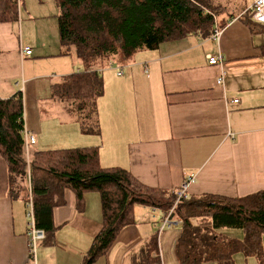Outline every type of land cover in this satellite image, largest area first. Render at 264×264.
I'll return each mask as SVG.
<instances>
[{
    "label": "crops",
    "instance_id": "crops-1",
    "mask_svg": "<svg viewBox=\"0 0 264 264\" xmlns=\"http://www.w3.org/2000/svg\"><path fill=\"white\" fill-rule=\"evenodd\" d=\"M249 6L228 22L229 15L217 20L218 26L225 25L218 38L190 35L142 51L116 64L118 70L108 69L113 60L98 67L106 86L98 104L99 134H85L74 115L63 112L52 97V84L79 65L73 55L59 54L58 20L45 14L30 23L24 18L0 23V97L23 90L35 150L98 146L103 167H122L143 186L173 194L192 174L190 197L257 193L264 190V24L252 14L245 17L252 13ZM24 47L32 53H22ZM210 55L223 61L211 65ZM9 181L8 163L0 155V264H31L29 200L26 190L14 198ZM65 199L66 204L53 209L54 243L40 244L37 264H82L103 228L98 192L85 193L83 209L72 190L65 191ZM167 213L137 205L135 223L120 232L95 264H134L155 232L157 264H181L176 255L181 222L172 217L174 225L159 229ZM233 264L261 262L239 254Z\"/></svg>",
    "mask_w": 264,
    "mask_h": 264
},
{
    "label": "trees",
    "instance_id": "trees-1",
    "mask_svg": "<svg viewBox=\"0 0 264 264\" xmlns=\"http://www.w3.org/2000/svg\"><path fill=\"white\" fill-rule=\"evenodd\" d=\"M22 0H20L21 2ZM18 0H0V23H18ZM61 55H73L84 69L60 77L52 84V97L62 101L79 122L85 134L101 132L98 100L105 94L102 71L110 60L131 61L147 50L190 35L208 37L219 28L218 13L232 8L230 21L240 16L237 0H56ZM238 7V8H237ZM249 10V9H248ZM247 11V10H246ZM238 12V13H237ZM23 92L0 97V155L9 166L10 192L32 198L37 227L44 230L43 243L52 245L56 227L53 209L66 204L65 191L72 190L78 208L84 195L98 192L102 199L103 228L95 238L82 264H95L105 256L120 232L135 223L137 205L161 208L167 212L177 198L173 193L140 184L122 167L105 168L98 146L55 150L25 149ZM171 217L181 222L176 245L181 264L215 261L233 264L237 255L257 256L264 264V190L231 198L206 194L179 200ZM208 217L212 224L203 226ZM224 228L243 230L244 237H232ZM159 234L155 232L139 250L134 264H157Z\"/></svg>",
    "mask_w": 264,
    "mask_h": 264
},
{
    "label": "built area",
    "instance_id": "built-area-1",
    "mask_svg": "<svg viewBox=\"0 0 264 264\" xmlns=\"http://www.w3.org/2000/svg\"><path fill=\"white\" fill-rule=\"evenodd\" d=\"M18 1L20 2V0H18ZM251 9H252V18L255 21H258V22L264 24V0H253L252 5H251ZM220 34H221V29L217 28L214 31L213 36L215 38H218V37H220ZM22 53L29 55L32 53V49L30 47H24L22 49ZM222 61H223V57H221V56H212V55L209 56V63L211 65L220 64ZM112 65H113V62H110V66H112ZM114 67H116V66H114ZM144 68H145L146 72L149 71L146 64H144ZM119 74L120 75L123 74L122 69L119 71ZM223 81H224V78H223V76H221L217 82L219 84H222ZM21 92H23V90H21ZM23 121H24L23 134L25 137V149L27 152V157L29 158V152H30L31 146H32V144L34 145L36 143V139H35V136L30 132L29 128L27 127L25 110H24V114H23ZM194 181H195V176L193 174L189 175L187 177V179L183 182L181 187L174 191V195L177 198V200H176L177 202L183 198L189 197L187 195V190L189 188V185L191 183H193ZM177 202L175 203L173 208L170 210V212L167 213L168 216L166 218H164L163 224H162V229H165L166 227H170V226L175 224L174 220L171 217V213H172L173 209L175 208ZM26 218L28 221V224H27L28 225V231L26 233L27 243H28V257L31 260V264H37V251H38L40 244L45 239V232H44V230L37 227L32 198H30L28 201ZM176 221H178V220H176Z\"/></svg>",
    "mask_w": 264,
    "mask_h": 264
},
{
    "label": "rangeland",
    "instance_id": "rangeland-1",
    "mask_svg": "<svg viewBox=\"0 0 264 264\" xmlns=\"http://www.w3.org/2000/svg\"><path fill=\"white\" fill-rule=\"evenodd\" d=\"M237 2L239 5H241V8L238 9L239 10L238 12H240V10H242V11L247 10L248 11L247 7L252 2V0H237ZM251 5H252V3H251ZM231 11H233L232 8H225L222 11V13H218L217 14L218 15V21H221L224 17L228 16L231 13ZM57 13H58V5H57L56 0H22L20 2V19H21L20 21L21 22H22V19L24 18V19H26V21H28V23H30L32 21L31 18L40 17V16L45 15V14H47V16L50 19L57 20ZM251 14H252L251 11H249L245 17H248ZM57 25H58V22H57ZM58 28H59V26H58ZM59 36H60V34H59ZM73 57H74L73 58L74 61H76L79 64L75 68V70L77 71L78 68L84 69V66H83L84 64L82 63V61L80 59L76 58L75 56H73ZM120 63H121L120 61L119 62L115 61L114 65H112V66L108 65V69L118 70V68L114 67V66L116 64H120ZM119 66H121V65H119ZM124 68H125V66H124ZM104 85H105V80H104ZM105 90H106V86H105ZM100 100H101V97L98 100V104H99ZM55 103L64 112L66 104L62 101H59V100H56ZM34 146L35 145L32 144L31 150H33ZM199 223L203 226H209L212 224V219L208 218V217H203L200 219ZM162 224L160 225V228H159L160 231L164 230V229H162ZM220 232H222L228 236H232V237H237V238H238V236H241L242 238L244 237L243 230L238 229V228H224V229H221ZM253 257L257 258V256H253Z\"/></svg>",
    "mask_w": 264,
    "mask_h": 264
}]
</instances>
